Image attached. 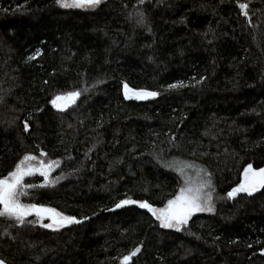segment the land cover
<instances>
[{"label":"trees","instance_id":"16d2710c","mask_svg":"<svg viewBox=\"0 0 264 264\" xmlns=\"http://www.w3.org/2000/svg\"><path fill=\"white\" fill-rule=\"evenodd\" d=\"M71 91L73 105L52 106ZM26 154L56 162L55 183L28 178L22 202L87 219L52 230L0 216L6 264H122L137 247L127 264H264V187L226 195L264 167V0H0V177ZM205 179L213 211L180 231L138 203L115 208H159Z\"/></svg>","mask_w":264,"mask_h":264},{"label":"snow or ice","instance_id":"6c2138e0","mask_svg":"<svg viewBox=\"0 0 264 264\" xmlns=\"http://www.w3.org/2000/svg\"><path fill=\"white\" fill-rule=\"evenodd\" d=\"M138 4H143L144 0H137ZM101 3V0H56V4L61 8H95ZM135 7V6H134ZM238 7L241 10V14L247 17L246 11L248 5L245 3H239ZM138 17L137 23H144L143 12L137 11ZM40 50L37 49L35 54L30 59H35L39 56ZM183 82L177 84L168 85L169 88L182 87ZM86 90V89H85ZM128 85H124V95L127 99L129 97ZM79 91H71L64 93L63 95H57L52 99L51 103L54 107L64 110L70 103H74L76 98L80 96ZM158 93L154 91L139 90L135 92V98L146 99L148 97H155ZM24 130H29V124L25 122ZM41 156H45L46 153L41 152ZM37 157L34 155L26 154L16 165L15 168L10 171L6 176L0 177V216H8L14 218L19 223H24L25 217L35 213L37 217L43 220L47 217L51 222L42 224L45 228H60L66 224L79 223V221L73 216L64 215L58 212L55 208L46 207L37 204H24L21 202V196L25 195L24 189L27 187H33L24 183L25 177L32 176L34 173H39L44 177L45 181H48L50 171L54 161H49L47 164L41 160L39 164L33 163ZM208 174L205 173V176ZM211 180L205 179L197 187H192L186 183V186L182 187L179 193L172 199L167 201V204L162 209H154L148 202H138L132 199H124L115 205V208H120L127 204H139L142 209H148L159 221L161 228L181 230V226L187 225L190 217L197 212H212V196L209 192H204L203 189H211ZM264 187V167L254 169L251 164L243 170V175L240 183L233 187L226 193L229 199L234 198L239 193H247L251 195L256 192L258 188ZM87 219V218H85ZM140 251L137 247L129 255H125L122 258V264H127L131 256H135ZM264 254V249L261 250ZM0 264H3L0 261Z\"/></svg>","mask_w":264,"mask_h":264},{"label":"rangeland","instance_id":"374dc122","mask_svg":"<svg viewBox=\"0 0 264 264\" xmlns=\"http://www.w3.org/2000/svg\"><path fill=\"white\" fill-rule=\"evenodd\" d=\"M103 1H104V0H101V3H102ZM101 3H100V4H101ZM100 4H99V5H100ZM97 6H98V5H97ZM97 6H96V7H97ZM59 7H60V6H59ZM96 7H95V8H96ZM65 9H68V8H65ZM72 9L92 10V9H94V8L84 7V8H72ZM77 98H78V97H77ZM77 98H76V100H77ZM76 100H75V102H76ZM75 102H74V103H75ZM74 103H70V104L68 105V107L71 106V105H73ZM52 106H53V105H52ZM53 107H54V106H53ZM68 107H66V108H68ZM54 108L57 109V110H60V109L57 108V107H54ZM66 108H65V109H66ZM40 161H41V160H40L39 158H37L36 161H33V163H35V164H39ZM46 164H47V163H46ZM55 167H56V165L54 164L52 170L50 171L49 178H48V181H47V182L45 181L44 177L41 176V177L43 178L42 186H45V187L48 186V187H49V186H51V185H53V184L55 183L54 180H53V178H52V176H51L52 173H53V171L55 170ZM242 175H243V172H242ZM242 175H241V179H242ZM34 176H40V174H39V173H34L32 176L25 177L24 183H25V181H26L28 178H31V177H34ZM25 184H26V183H25ZM190 185H191L192 187H197V186H198V185L196 186V185H193V184H190ZM184 186H186V184L183 185L182 187H184ZM182 187H181V188H182ZM181 188H180V189H181ZM180 189H179V191H180ZM260 189H261V188H258L257 191H259ZM27 190H28V187L24 189V192L26 193ZM179 191H178V193H179ZM203 191H204V189H203ZM257 191H256V192H257ZM178 193H177V194H178ZM254 193H255V192H254ZM23 197H24V195L21 196V198H20V199H21V202H22V198H23ZM22 203H23V202H22ZM24 204H26V203H24ZM166 204H167V202H166V203L164 204V206H162V207H159V208H155V207H153V208H154V209H157V210H158V209H162V208H164V207L166 206ZM123 206H124V205H123ZM212 206H213V203H212ZM149 212H150V211H149ZM205 212H207V211H205ZM150 213H151V215L153 216L152 212H150ZM197 213H202V212H197ZM194 214H196V213H194ZM194 214H193V215H194ZM193 215H192V216H193ZM4 217H7V218L12 219V220H15L14 218H11V217H8V216H4ZM153 217L155 218V216H153ZM26 218H28V216L25 217V220H26ZM36 218H37V217H36ZM190 218H191V217H190ZM155 219H156V218H155ZM15 221H16V220H15ZM157 221H158V220H157ZM35 222L37 223V225H41V226H42V224H45V223L43 222V220H41L40 218L37 219V220H35ZM18 223H19V222H18ZM158 223H159V221H158ZM181 227H182V226H181ZM44 228H45V227H44ZM49 229L54 230V228H49ZM164 229H165V228H164ZM171 230H176V229H171Z\"/></svg>","mask_w":264,"mask_h":264},{"label":"water","instance_id":"95a60500","mask_svg":"<svg viewBox=\"0 0 264 264\" xmlns=\"http://www.w3.org/2000/svg\"><path fill=\"white\" fill-rule=\"evenodd\" d=\"M34 217H37L36 215H35V213H33L32 214ZM37 218H39V217H37ZM43 220H48L49 222H51L47 217H45ZM86 219L85 218H83V219H81V220H79V223H81L82 221H85ZM0 261H2V260H0ZM3 262V264H6L4 261H2Z\"/></svg>","mask_w":264,"mask_h":264}]
</instances>
